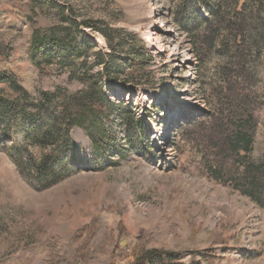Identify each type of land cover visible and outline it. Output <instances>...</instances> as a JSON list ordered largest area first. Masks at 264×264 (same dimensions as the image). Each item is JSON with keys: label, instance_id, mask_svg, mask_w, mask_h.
Segmentation results:
<instances>
[{"label": "rangeland", "instance_id": "1", "mask_svg": "<svg viewBox=\"0 0 264 264\" xmlns=\"http://www.w3.org/2000/svg\"><path fill=\"white\" fill-rule=\"evenodd\" d=\"M28 1L0 0V79L15 73L34 95L57 85L72 93L83 90L56 66L51 79L39 76L29 46L35 28L50 27L55 11H39L33 24L25 22ZM49 1L74 9L81 21H100L119 37L135 35L146 44L156 89L129 95L125 104L146 117L151 130L142 146H118L129 152L113 158L118 166L80 167L43 192L31 189L0 151V264H128L135 261L128 253L134 242L175 253L211 247L217 264H264V210L217 183L207 170L197 127L209 122L208 108L198 97L197 62L187 37L175 27L173 3ZM81 31L97 49H107L101 34ZM104 86L112 100L123 93L122 84L105 81ZM73 139L89 150L81 132L74 131Z\"/></svg>", "mask_w": 264, "mask_h": 264}, {"label": "trees", "instance_id": "2", "mask_svg": "<svg viewBox=\"0 0 264 264\" xmlns=\"http://www.w3.org/2000/svg\"><path fill=\"white\" fill-rule=\"evenodd\" d=\"M169 1L175 27L187 37L197 62L198 97L208 108L209 122L197 127L207 170L217 183L264 210V0ZM28 5L24 19L32 24L39 11H55L50 27L35 28L29 46L39 76L51 79L56 66L84 87L72 93L57 85L34 95L15 73L0 79V151L31 189L43 192L80 167L118 166L113 158L129 154L118 147L122 142L142 146L150 123L138 117L125 98L155 90L157 80L153 57L138 36L119 37L102 22L81 21L74 9L49 0H29ZM82 29L101 34L107 49L99 50L83 39ZM105 81L122 84L120 99L110 98ZM76 130L88 140L87 152L75 144ZM106 227H99L97 234ZM128 253L135 260L128 264L219 261L211 247L175 253L134 242Z\"/></svg>", "mask_w": 264, "mask_h": 264}, {"label": "bare ground", "instance_id": "3", "mask_svg": "<svg viewBox=\"0 0 264 264\" xmlns=\"http://www.w3.org/2000/svg\"><path fill=\"white\" fill-rule=\"evenodd\" d=\"M156 35V34H155Z\"/></svg>", "mask_w": 264, "mask_h": 264}]
</instances>
